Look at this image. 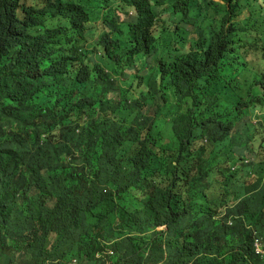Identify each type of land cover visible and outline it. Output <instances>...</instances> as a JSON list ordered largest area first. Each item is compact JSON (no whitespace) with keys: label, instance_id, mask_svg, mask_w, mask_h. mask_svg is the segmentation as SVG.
<instances>
[{"label":"trees","instance_id":"16d2710c","mask_svg":"<svg viewBox=\"0 0 264 264\" xmlns=\"http://www.w3.org/2000/svg\"><path fill=\"white\" fill-rule=\"evenodd\" d=\"M103 2L0 0L1 264L23 263L4 231L14 235L25 220L60 233V264H105L95 258L105 251L108 264H217L216 55L184 57L188 43L172 24L216 23V0L150 10L129 0L152 22L127 32L119 18L97 13ZM39 7L73 22L40 16L30 36L11 23ZM155 26L170 29L151 32ZM50 33L60 43L42 41ZM67 49L87 61L83 68L65 71L64 58L59 68L44 55ZM103 49H116L117 59L101 61ZM17 54L33 56L21 63L38 68L45 84L7 75ZM141 77L145 86L132 91ZM172 130L184 137L159 135ZM159 205L171 216L165 231L150 232Z\"/></svg>","mask_w":264,"mask_h":264},{"label":"clouds","instance_id":"9594fccd","mask_svg":"<svg viewBox=\"0 0 264 264\" xmlns=\"http://www.w3.org/2000/svg\"><path fill=\"white\" fill-rule=\"evenodd\" d=\"M136 1L148 10L155 4L168 8L188 5V0ZM103 3L97 13L106 19L119 18L124 22L125 32L136 28L145 31L146 24L152 22L141 21V17L150 19V14H141L129 0ZM46 9L39 7L30 14L21 12L11 23L27 26L24 34L30 36L37 28L39 17L49 16ZM55 16L60 14L49 17ZM172 24L188 43L184 57L216 55L217 264H264V147L260 146L258 152L253 147L255 134H264V0H216V23L172 21ZM194 24L199 27L196 32H193ZM169 29V26H155L151 32ZM42 41L60 43V38L50 33ZM44 55L52 57L59 68L60 59L64 58L70 63L66 68L61 67L65 71L83 68L87 62L76 60L74 49ZM99 56L107 63L117 59V50L103 49ZM25 58L33 56L17 54L7 75L24 85L45 84L46 79L38 68L32 64L34 70H30L21 63ZM148 59L145 60L151 62L153 56ZM159 135L174 142L184 137L177 130H172L170 135L165 132ZM226 145L231 147L230 152ZM230 160L234 161L231 166ZM153 213L154 222L165 228L156 232L165 231L171 216L169 208L159 205ZM13 232L17 244L8 248L25 253L22 264H60V233L53 227L46 225L40 232L25 220ZM111 254V251L98 252L95 258L108 264L106 256ZM3 260L4 253L0 252V264Z\"/></svg>","mask_w":264,"mask_h":264},{"label":"rangeland","instance_id":"374dc122","mask_svg":"<svg viewBox=\"0 0 264 264\" xmlns=\"http://www.w3.org/2000/svg\"><path fill=\"white\" fill-rule=\"evenodd\" d=\"M40 1H41V0H24L25 4H27V5H39V4H40ZM103 5H105V3H103ZM45 11H47V13H48L49 16L56 15V13H54L52 10L46 9ZM60 17H63L64 20H66V21H68V22H73V21H70V20H71V17L65 16V15H63V14H60ZM135 18H136V17H135ZM99 30H100L99 25H95V32H98ZM262 31H263V34H264V28H263ZM171 42H172L173 44H179V43L181 42V39H180V38H175V39H172ZM152 56H153V55H152ZM148 61H150V58L148 59ZM144 82H145V78H144V77H141V78L139 79V81H138V84L135 85L131 90H132V91H135V90H138V89H140V88H143V87L145 86V85L143 84ZM62 114H67V108L62 109ZM200 125H203V124H200ZM201 127H204V129H207V128H205V127H206L205 125H204V126H201ZM82 132H83V130H82ZM123 136H124L125 138H128V136H127L125 133H123ZM254 137H255V139H254V141H253V147H254V149H255V152H258L260 146H263V147H264V142H263L264 134L261 132V133L255 134ZM226 147H227V150H228L229 152L232 150L231 147H230L229 145H226ZM215 158H217V155H216ZM216 163H217V159H215V162L213 163V165L216 164ZM233 164H234V161H233V160H230L229 165L231 166V165H233ZM199 171H200V169H198L195 173H199ZM201 176H202V175H201ZM127 191H129V190H127ZM127 195H128V199H129V201L131 202V206H135L136 203H137V200H138V199L135 197V195H133V194L130 193V192H129ZM39 205H40V201H39V199L37 198V207H39ZM159 229H160V228H159V225L155 223L154 228H152V229L150 230V232L160 231ZM201 232H204V231H201ZM4 233L10 235V239H12L11 247H15L16 244H17V240L14 239V235H13L12 233H10V232H5V231H4ZM207 233H208V231H207ZM3 249H4V245H0V250H3ZM188 256H189V255H188ZM188 256H187V257H188Z\"/></svg>","mask_w":264,"mask_h":264},{"label":"bare ground","instance_id":"6f19581e","mask_svg":"<svg viewBox=\"0 0 264 264\" xmlns=\"http://www.w3.org/2000/svg\"><path fill=\"white\" fill-rule=\"evenodd\" d=\"M165 228H160L159 230L161 231V230H164Z\"/></svg>","mask_w":264,"mask_h":264}]
</instances>
